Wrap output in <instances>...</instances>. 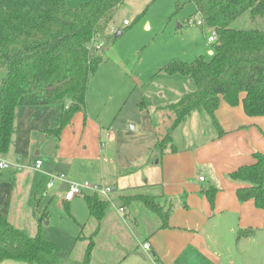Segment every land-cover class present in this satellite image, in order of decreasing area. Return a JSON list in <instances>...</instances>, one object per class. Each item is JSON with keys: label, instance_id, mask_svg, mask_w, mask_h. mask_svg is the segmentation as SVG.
Here are the masks:
<instances>
[{"label": "crops", "instance_id": "0c3cea01", "mask_svg": "<svg viewBox=\"0 0 264 264\" xmlns=\"http://www.w3.org/2000/svg\"><path fill=\"white\" fill-rule=\"evenodd\" d=\"M123 25L128 26L129 22ZM165 75L169 78L164 79L169 82L159 86V95L164 97L162 89L170 94L157 102L153 110L141 102L140 120L135 121L130 130L120 128L115 134L88 113L87 95L86 114H75L59 136L53 131L60 124L62 104L17 107L10 147L2 157L12 164L13 180L10 184L1 182L0 178V184L5 183L6 192L13 194L15 185L20 182L32 187L34 172L43 175L46 182L48 177L60 173L66 175L62 181L69 188L76 173L92 176L87 171L96 167L100 181L94 184L113 188L108 198L99 196L134 225H141L134 214L139 201L123 205L121 195H162L172 204L167 228L159 229V220L151 216L143 243L150 245L152 264H264V211L252 200L240 202L235 193L238 185L227 178L238 167L251 164L255 152H264V117H249L242 104L230 106L221 99L215 111L220 130L205 111H194L172 133L176 151L171 152L168 145L160 159H155L157 124L160 119L165 123L169 117L160 108L196 88L185 76ZM153 115L159 118L155 124ZM49 145L54 152L42 157V150ZM113 155L116 156L114 165L108 162L111 161L108 156ZM36 160L42 162L38 170L32 168ZM200 176L203 181L199 180ZM107 177L109 184L104 185ZM47 184L46 190H52L54 186L47 189ZM210 184L219 187L212 206L200 192ZM84 195L92 193L80 196ZM115 204L121 206L117 208ZM108 207L100 228L115 224ZM121 207L124 208L122 213L119 212ZM0 212L4 214L3 209ZM249 229L254 230L252 235L237 237L240 231ZM127 256L123 254L121 260ZM0 264L24 263L4 260Z\"/></svg>", "mask_w": 264, "mask_h": 264}, {"label": "trees", "instance_id": "16d2710c", "mask_svg": "<svg viewBox=\"0 0 264 264\" xmlns=\"http://www.w3.org/2000/svg\"><path fill=\"white\" fill-rule=\"evenodd\" d=\"M124 1L84 0L71 8L66 0H0V70L5 73L0 80L1 157L10 147L17 107L62 104L61 121L53 131L56 136L75 114H86L90 79L106 60L105 49L113 46L115 32L111 36L106 33H110L115 11ZM187 1L213 29L216 41L209 60L202 55L190 63L172 59L160 68L168 75L189 78L196 88L160 108L169 113V124L164 133H156L155 159H160L168 145L171 152L176 151L172 133L194 111H205L220 130L215 111L221 99L230 106L242 104L249 117H264V31L231 27L245 12L252 19L264 17V0ZM253 159L227 178L238 185L235 193L240 202L252 200L264 211V152H255ZM218 191L213 184L200 190L211 206ZM83 199L88 217L96 222L82 263L89 264L92 238L100 229L108 201L97 194ZM119 199L123 205L141 202L159 220V229L168 227L173 206L162 195H121ZM44 215L38 217V223ZM253 233L252 229L240 231L237 237ZM4 260L63 264L57 245L42 239L39 232L28 235L0 212V262Z\"/></svg>", "mask_w": 264, "mask_h": 264}, {"label": "rangeland", "instance_id": "374dc122", "mask_svg": "<svg viewBox=\"0 0 264 264\" xmlns=\"http://www.w3.org/2000/svg\"><path fill=\"white\" fill-rule=\"evenodd\" d=\"M82 1L66 0V4L75 8ZM194 10L187 0H125L116 9L110 28L123 33L118 37L114 34L113 46L105 49L106 60L91 77L87 94L88 113L97 118V123L110 127L114 134L120 128L130 130L131 125L141 118V102L153 110L157 102L170 94L162 89L164 97L159 95V86L169 82L164 79L169 77L160 72L162 66L172 59L190 63L199 55L206 60L211 58L209 51H212L214 42H209L208 37L212 36L213 29L206 24L201 27L187 25L189 18L199 19ZM124 20L129 22L128 26L123 25ZM231 27L264 31V17L252 19L250 13L245 12ZM109 35L112 34L107 32L106 36ZM4 75L0 70V80ZM157 116L153 115L154 124L159 119ZM168 124V118L165 123L160 119L157 130L164 131ZM113 146L111 143L110 147ZM53 149L49 145L42 150L41 156H49ZM108 157L111 158L109 164L114 165L116 156ZM98 171L99 168L93 167L87 171L92 176L80 172L72 180L75 179L74 183L86 180L94 184L100 181ZM10 172L11 169L0 171L1 182L11 184L13 176ZM49 180L48 177L46 182L43 175L34 172L32 187L20 182L15 185L13 194H8L6 184L1 183L0 209L16 228L30 236L39 232L42 239L57 245L63 264H82L95 220L89 219L82 196L65 202L63 196L68 186L55 180L52 190H46ZM109 181V177L104 179V185ZM115 205L117 208L121 206ZM135 206L134 214L140 226L134 225L131 219L126 221L123 214L118 215L112 205L108 207L115 224L101 226L92 238L89 264H152L151 255L142 250L141 244L147 237L151 216L156 217L142 203ZM43 213L45 215L38 223L37 219ZM123 254L128 256L121 260Z\"/></svg>", "mask_w": 264, "mask_h": 264}, {"label": "built area", "instance_id": "2783aa9c", "mask_svg": "<svg viewBox=\"0 0 264 264\" xmlns=\"http://www.w3.org/2000/svg\"><path fill=\"white\" fill-rule=\"evenodd\" d=\"M199 19H195V18H189L187 20V25L188 26H197V27H201L204 24V21L202 20V18L198 15ZM124 24H128V21H124ZM110 32H114V30H110ZM208 41L209 42H215L216 41V35L215 32L213 31L212 36L208 37ZM42 165L41 160H36L33 164L32 167L36 170L40 169ZM12 167V164L9 163L8 161L4 160L1 156H0V170H7L10 169ZM19 168V166H17ZM65 177L64 175H57V176H52L47 184V189H50L53 187L54 181L55 180H59L62 181L64 180ZM200 181H203V177L200 176L199 177ZM113 191L112 187L109 186H103V185H99V184H90L87 181H84L82 183H70L69 184V188L67 189V191L64 193L63 196V200L66 202H69L71 200H73L76 196H80L83 195L85 192H90L92 194H97L103 197L108 198L109 194ZM119 212L122 213L124 212V208H119ZM142 249L144 251H146L148 254H151V249H150V245L148 243H143L142 244ZM154 264H160L158 262H154Z\"/></svg>", "mask_w": 264, "mask_h": 264}, {"label": "water", "instance_id": "95a60500", "mask_svg": "<svg viewBox=\"0 0 264 264\" xmlns=\"http://www.w3.org/2000/svg\"><path fill=\"white\" fill-rule=\"evenodd\" d=\"M121 35V32L120 31H117L116 33H115V36L116 37H118V36H120ZM132 128V127H131ZM157 162V161H156Z\"/></svg>", "mask_w": 264, "mask_h": 264}]
</instances>
